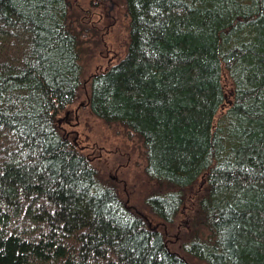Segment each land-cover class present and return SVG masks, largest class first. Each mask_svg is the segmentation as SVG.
Listing matches in <instances>:
<instances>
[{"label": "trees", "instance_id": "trees-1", "mask_svg": "<svg viewBox=\"0 0 264 264\" xmlns=\"http://www.w3.org/2000/svg\"><path fill=\"white\" fill-rule=\"evenodd\" d=\"M122 1L127 53L87 106L142 145L161 223L196 198L181 252L58 126L88 11L0 0V264H264V0Z\"/></svg>", "mask_w": 264, "mask_h": 264}, {"label": "rangeland", "instance_id": "rangeland-1", "mask_svg": "<svg viewBox=\"0 0 264 264\" xmlns=\"http://www.w3.org/2000/svg\"><path fill=\"white\" fill-rule=\"evenodd\" d=\"M70 4L72 10L83 6L84 11H88L85 13L92 30L83 34L82 86L75 102L60 116L58 126L126 205L140 215L149 228L165 234L171 249L181 252L183 232L189 227L196 198L188 193L176 222L169 226L161 223L146 203L156 192L157 185L146 175L147 162L142 145L122 126L109 125L96 118L87 106L90 78L119 63L127 53L129 18L123 1L70 0Z\"/></svg>", "mask_w": 264, "mask_h": 264}, {"label": "flooded vegetation", "instance_id": "flooded-vegetation-1", "mask_svg": "<svg viewBox=\"0 0 264 264\" xmlns=\"http://www.w3.org/2000/svg\"><path fill=\"white\" fill-rule=\"evenodd\" d=\"M99 2H100V0H99Z\"/></svg>", "mask_w": 264, "mask_h": 264}]
</instances>
